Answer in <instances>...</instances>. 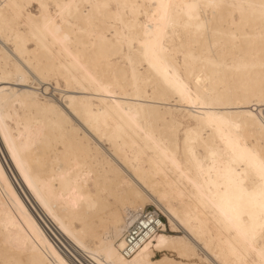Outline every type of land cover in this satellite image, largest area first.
<instances>
[{"label": "bare ground", "instance_id": "1", "mask_svg": "<svg viewBox=\"0 0 264 264\" xmlns=\"http://www.w3.org/2000/svg\"><path fill=\"white\" fill-rule=\"evenodd\" d=\"M12 2L32 7L7 28L0 18V117H9V143L23 167L0 132V240L7 234L34 246L42 264L56 256L76 264L91 261L92 254L100 259L104 244L117 239L126 205L141 193L148 201L142 206L153 207L165 223L169 210L179 217L158 235L186 242L185 264H256L251 249L264 247V234L257 232L249 246L227 224V181L209 169L211 153L218 160L231 155L235 125L242 129L239 149L261 153L259 136L244 130L246 109L236 103L238 91L258 90L264 77L259 23L233 27L227 11H217L214 31L201 34L196 20L186 21L182 5L205 0H167L173 20L191 27L176 29L178 36L169 29L168 52L156 61L144 46L142 27L133 33L136 42L117 54L119 25L87 7L124 0H44L53 5L47 18L32 21L27 15L37 16L35 0ZM212 18L211 9L202 10L199 22ZM29 96L38 97L29 103L39 108L18 127L15 117L23 110L11 102ZM188 129L197 132L190 137L192 151L184 143ZM234 167L247 173L245 186L252 191L254 172L242 163ZM121 244L126 246L122 234L115 246L131 260L135 253L125 255Z\"/></svg>", "mask_w": 264, "mask_h": 264}, {"label": "snow or ice", "instance_id": "2", "mask_svg": "<svg viewBox=\"0 0 264 264\" xmlns=\"http://www.w3.org/2000/svg\"><path fill=\"white\" fill-rule=\"evenodd\" d=\"M37 16H32L28 13L27 20L32 21L40 18H47L46 10L53 7L44 0H35ZM32 7L31 3L21 4L12 2H0V18H2L5 27L7 28L13 21L25 18V13ZM57 9H70L71 5H54ZM79 8V5H76ZM90 9L100 10L104 13V18L107 20H114L119 25L116 48L119 49L117 54L122 53L123 46L128 43L130 46L135 43L138 37H134L133 33L138 28L144 29L143 36L146 38L143 43L146 48H150L153 53V59L159 61L167 52L165 47L167 33L172 29L174 35H179L176 29L183 28L187 31L190 23L180 24L174 21L170 9L172 4L167 0H158V2H149L146 4L129 2L111 3H97L87 5ZM186 10V21L190 22L196 20V30L198 33L206 34L214 31L215 13L217 11H227L231 18L233 27H243L247 29L250 25L259 23L261 40L264 41V0H249L246 3L226 2V0H205L204 3L192 2L182 5ZM115 8V12L112 9ZM211 9L213 11V18L210 20L200 21V13L202 10ZM144 17L145 22L140 23V18ZM182 39V38H181ZM110 59L112 57H109ZM264 69V63L261 65ZM38 79H42L39 73H36ZM57 88L60 84L55 85ZM38 97L29 96L27 100L16 98L11 102L12 108L17 104L23 110V113L17 112L15 120L19 127L21 123L25 126L33 119L34 110L39 108L38 104H30V101L37 100ZM198 99V98H197ZM188 103H192V97L189 95L186 98ZM2 103L7 107L10 103L6 97ZM236 103L238 106L245 108V124L244 130H248L250 134L255 137L259 136L258 143L261 145V153L254 149H239L240 137L239 133L242 130L240 125H235L237 136L230 137L228 144L231 147V155L227 159H217L215 152L212 155V167L210 172L214 171L217 175L223 176L227 181L228 191L224 193L222 199L231 205V214L225 215L227 224L238 232L240 237L251 246L255 239L257 232L264 234V77H262L259 89H245L237 92ZM257 107L259 111H257ZM9 120L8 116L0 117V132L3 133L4 143L8 144L9 152L12 154L13 160L16 161L17 167H23L20 160L17 158V152L12 144L9 143V132L6 122ZM27 130V128H26ZM171 131L179 136V129L173 125ZM196 131L188 129L184 133V143L188 151H192L189 147L192 143L190 137L195 136ZM26 149L30 146H25ZM57 144V151L60 149ZM242 163L254 172L252 182L255 187L252 191H248L246 184L249 182V177L246 172H239L234 167L236 164ZM28 180V176L25 175ZM235 203H232V202ZM148 203L147 199L141 193H137L129 204L125 207V218L118 224L117 239L108 240L103 246V253L100 259L92 254V259L84 264H185V248L187 244L185 241L169 238L166 235L159 234L166 230L168 226L175 227L173 218L179 219L174 212H170L169 220L165 224H161L159 219H156L153 213L146 211L142 205ZM220 207V205H217ZM247 216V222L243 219ZM183 223V221H181ZM124 235L125 239L128 237L135 238V244L131 247L125 248L123 244L120 248L124 249L125 255H132L131 260H126L119 254L116 248L119 235ZM145 241H147L145 243ZM143 244V247H141ZM258 257L256 264H264V247L251 249ZM36 248L29 247L25 242H21L19 238L13 239L9 235H5L0 240V264H42L34 255ZM168 253H171L172 258H169ZM55 255V253H53ZM51 264H76L75 261H66L59 256L51 262ZM202 264H216L215 259L202 261Z\"/></svg>", "mask_w": 264, "mask_h": 264}, {"label": "built area", "instance_id": "3", "mask_svg": "<svg viewBox=\"0 0 264 264\" xmlns=\"http://www.w3.org/2000/svg\"><path fill=\"white\" fill-rule=\"evenodd\" d=\"M146 211L149 213H153L155 215L156 219L160 220L161 224L165 223L164 217L158 211H155L153 207H151V206L146 207ZM124 238H125V236H124ZM125 242H126L125 248H128V247H131L133 244H135L136 241H135V238L128 237L127 239H125ZM122 252L124 253V250Z\"/></svg>", "mask_w": 264, "mask_h": 264}, {"label": "rangeland", "instance_id": "4", "mask_svg": "<svg viewBox=\"0 0 264 264\" xmlns=\"http://www.w3.org/2000/svg\"><path fill=\"white\" fill-rule=\"evenodd\" d=\"M15 184H16V182H15ZM16 185H17V184H16ZM17 188L19 189V191H21V189L19 188L18 185H17ZM21 195H23L22 192H21ZM164 219H165V217H164Z\"/></svg>", "mask_w": 264, "mask_h": 264}]
</instances>
